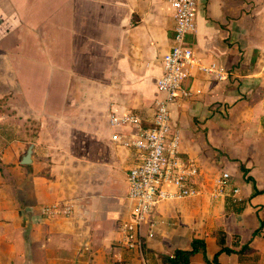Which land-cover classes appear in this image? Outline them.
Wrapping results in <instances>:
<instances>
[{
  "label": "crops",
  "instance_id": "0c3cea01",
  "mask_svg": "<svg viewBox=\"0 0 264 264\" xmlns=\"http://www.w3.org/2000/svg\"><path fill=\"white\" fill-rule=\"evenodd\" d=\"M196 24L186 44L228 71L224 80L194 71L183 83L191 95L171 106L201 195L154 207L140 258L121 231L137 162L123 142L138 131L111 127L110 116L154 120L174 45L170 0H0V264H165L193 239L210 261L222 241L234 252L220 264H264V0H197ZM55 203L72 215L45 216ZM190 264L207 263L197 254Z\"/></svg>",
  "mask_w": 264,
  "mask_h": 264
},
{
  "label": "built area",
  "instance_id": "2783aa9c",
  "mask_svg": "<svg viewBox=\"0 0 264 264\" xmlns=\"http://www.w3.org/2000/svg\"><path fill=\"white\" fill-rule=\"evenodd\" d=\"M174 10V45L163 57V74L157 81L158 90L164 95L156 102L155 116L151 125L143 127L142 119L135 113L125 115L112 114L111 127L129 126L138 133L123 144L136 153V164L128 173V198L134 203L133 212L128 221L121 226L124 245L136 251L143 258V229L154 207L163 202L181 200L201 195L196 184L199 168L192 160L183 157L180 151L181 134L172 127L171 106L181 99L189 97L183 83L194 71L213 75L224 80L228 71L202 64L195 52L186 44L190 35L196 32L197 0H170ZM113 140H121L114 135ZM230 175L223 173L215 180L219 193L228 186ZM238 189L233 190L237 195ZM73 205L55 203L45 206L42 211L47 217H69ZM157 223L151 220L148 238L154 237Z\"/></svg>",
  "mask_w": 264,
  "mask_h": 264
},
{
  "label": "trees",
  "instance_id": "16d2710c",
  "mask_svg": "<svg viewBox=\"0 0 264 264\" xmlns=\"http://www.w3.org/2000/svg\"><path fill=\"white\" fill-rule=\"evenodd\" d=\"M244 170V168H243ZM221 244V250L215 255L214 259L210 261L207 257V247L206 242L203 239H193L190 250H177L172 256L162 255L161 259L165 264H190L193 256L201 254L204 257V260L207 264H220L219 255L223 252L233 253L234 251L225 247L222 241H219ZM249 250L248 245L242 246L238 254H243Z\"/></svg>",
  "mask_w": 264,
  "mask_h": 264
},
{
  "label": "water",
  "instance_id": "95a60500",
  "mask_svg": "<svg viewBox=\"0 0 264 264\" xmlns=\"http://www.w3.org/2000/svg\"><path fill=\"white\" fill-rule=\"evenodd\" d=\"M32 153H33V145H31L28 148L26 154L24 155V157L21 161L22 165H30L32 163V159H31Z\"/></svg>",
  "mask_w": 264,
  "mask_h": 264
},
{
  "label": "rangeland",
  "instance_id": "374dc122",
  "mask_svg": "<svg viewBox=\"0 0 264 264\" xmlns=\"http://www.w3.org/2000/svg\"><path fill=\"white\" fill-rule=\"evenodd\" d=\"M83 91H82V89H81V87H77V93H82ZM2 127V126H1ZM220 177V176H219ZM214 185H215V181H214Z\"/></svg>",
  "mask_w": 264,
  "mask_h": 264
}]
</instances>
